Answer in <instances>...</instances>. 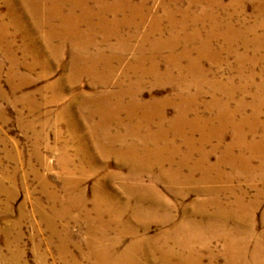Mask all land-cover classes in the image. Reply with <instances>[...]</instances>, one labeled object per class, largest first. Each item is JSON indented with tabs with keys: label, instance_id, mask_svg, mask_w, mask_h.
<instances>
[{
	"label": "rangeland",
	"instance_id": "obj_1",
	"mask_svg": "<svg viewBox=\"0 0 264 264\" xmlns=\"http://www.w3.org/2000/svg\"><path fill=\"white\" fill-rule=\"evenodd\" d=\"M100 1L61 0L63 17L74 20L61 24V18L47 9L52 7L49 0H0V264H98L90 245L111 248L115 255L131 248L135 250L131 255L154 256L142 264H169L159 257L174 250L180 253L176 240L191 244L186 255H202L203 264H209L212 254L215 264H260L264 261V171L252 172L250 179L239 178L230 165H225L221 167L225 174L222 172L217 183L214 175L204 177L201 172L192 178L190 168L200 158L196 153L186 167L175 171L184 164L187 149L171 122L178 109L190 102L191 111L201 120L214 121L217 108L225 102L231 111L243 106V115L237 114L236 120L251 116L257 101L255 88L264 82V46L256 54L253 46H243V41L245 32L249 39L264 36V18H260L262 26L256 34L247 32L258 19L257 6L264 1L219 0L212 12L207 0L191 9H187L188 0H151L145 4L149 16L137 31L102 26ZM102 1L109 6L115 0ZM209 1L214 6V0ZM142 3L128 0L126 4L140 7ZM169 3L177 5L175 13L190 11L187 27L177 31L180 43L173 42L169 22L163 16V6ZM86 8L91 10L90 17L85 15ZM205 8L211 15L215 13L218 28L211 26V18L203 25L193 23L192 18L204 13ZM239 9L243 10L240 15ZM106 17L110 22L115 20L112 13ZM124 18L123 14L118 16V20ZM155 19L162 28H156L150 39L153 44L145 43L142 38ZM210 31L214 32L212 37ZM224 33L229 37L239 34L240 41L226 42ZM125 42L127 49L121 54ZM85 46L90 48L81 49ZM115 47L123 59L112 61L115 74L109 79L111 86L102 82L93 86L91 78L76 73L83 68L87 52L113 56ZM139 59L146 67L155 66L160 76L150 72L142 79L135 74L131 66H141ZM191 64L194 66L189 68ZM98 68L101 70L102 64ZM183 84L192 88L179 94ZM132 85L138 87L140 103L162 104L164 124L138 126L145 110L139 107L133 122L129 123L123 112L121 125L108 123L109 140L100 143L91 128L98 126L99 135H103L104 125L98 112L92 110V116V108L83 107L85 102ZM230 85L247 87V93H236L229 100ZM125 102H130L129 97ZM260 110L258 132L249 141L263 138L264 106ZM213 125L219 123L214 121ZM182 132L200 147L198 128L184 125ZM233 138L229 132L223 141L232 144ZM158 145L166 171L148 167ZM204 148L210 152L212 144ZM220 151L212 152V165L219 160ZM235 153L239 151L235 149ZM134 162L144 169L136 170ZM260 165L261 160L252 161L253 168ZM224 175L234 180L227 182ZM176 179L192 181L175 186L168 182ZM69 195L81 202L73 210V218L60 219L54 212L64 207ZM238 199L249 212L244 219L216 221L203 217L205 213L215 214V200L234 212ZM158 200L169 208L167 212L156 203ZM98 202L106 213L102 218L94 210ZM166 214L173 215V220L165 221ZM201 242L209 243V247ZM227 243L232 251L226 249ZM174 263L175 257L170 264Z\"/></svg>",
	"mask_w": 264,
	"mask_h": 264
},
{
	"label": "bare ground",
	"instance_id": "obj_2",
	"mask_svg": "<svg viewBox=\"0 0 264 264\" xmlns=\"http://www.w3.org/2000/svg\"><path fill=\"white\" fill-rule=\"evenodd\" d=\"M50 1H51V4L49 6H52V7L47 8V9L51 11L54 17L61 18V24L62 23L64 24L66 22L68 23L70 22V20L74 22L73 19L68 20L63 17L62 8L64 6V3H62L61 0H49V2ZM149 1L151 0H143V3H142L143 6L139 7V6H131V4H126L128 3V0H115L109 6L101 0L100 3L98 4L99 11H100V8L103 11L102 12L103 15L101 14V17H100L101 18L100 22L102 26L104 27L106 25L107 26L111 25L114 29L120 28V27H131L137 31L142 27V25L145 23V21L147 20L149 16L147 12V8L145 6V4ZM172 1L175 3L181 0H172ZM187 2H188L187 9H191L192 7L198 8V7L203 6L205 3V1H202V0H188ZM207 3H208L207 7H209L213 12V8L214 10L217 8L219 0L213 1L214 6H212L209 0H207ZM79 4L80 3L75 4L74 8L79 6ZM175 6H172L171 3L163 6V10H164L163 16L166 17L169 22L168 27L171 30L170 31L171 36L174 38L173 42L177 41L178 43H180L181 36H180V33H178L177 31L178 29L184 30L187 27L188 21L191 20V17H189L190 11L187 9L183 10L182 13H175L173 9ZM206 8L204 10L205 11L204 13L195 15L192 18L193 23L195 25H201V24L203 25L205 24V21L207 20V18H211V26L213 28H218L220 25V23L218 22V18L215 16V13H213V15L208 13L207 11L208 8L207 9ZM258 9H259V12H258ZM125 10L129 11L128 15L124 14ZM90 12L91 10L86 8L85 10L86 17L91 16ZM257 12H258V19L255 22V24L251 26V28L247 27L248 33L256 34L257 28L258 27L260 28L262 26V22L260 18L262 19L264 18V2L262 3L261 6L259 7L257 6ZM107 13H112L115 20L110 22L106 17ZM242 13H243V10L239 9L238 14L240 15ZM121 14H123L125 18L118 20V16H120ZM178 16L180 18H178ZM49 17H51V15H49ZM77 21L78 19H75V22ZM161 24L162 23L160 21H157L156 19L153 20L151 25L149 26V31L142 38V41L145 43H150V39L155 34L154 32L156 28H162ZM53 28L54 27H52L51 30H53ZM53 33L54 31H50L51 36L54 35ZM213 34L214 32L210 31L211 37L213 36ZM245 34H246V38L243 41V46L249 47L251 44L253 46L254 52L256 54H259L260 50L264 46V36H260V37L254 36L252 39H249L248 38L249 35L246 32ZM224 35L225 33L222 34L224 40L231 44H235L240 41L239 34H235L231 37L228 36L229 34L225 36ZM197 36H198V31H197ZM150 44H153V43L151 42ZM126 45H128V42L123 43V45L121 46L122 47L120 49L121 54L125 52V50L127 49L125 47ZM85 48L89 49L90 46H87V47L85 46L84 48H81V49L85 50ZM156 48H158V46ZM116 49H117L116 47L113 49L114 50L113 56L109 54L107 56L103 54H97L93 56L87 52L83 68L81 67L78 69V67H76L78 69L76 73L80 71L82 72L81 75H85L91 78L93 80L92 82L94 83L93 86H97L100 82H102L104 86H111L109 85V79L115 74L112 61L113 59L117 61H120V59L121 60L123 59L121 54H120V58L117 56L119 53L116 54L117 53ZM143 55L144 54H142L141 56ZM90 58H91V61L89 60ZM139 60L142 64L141 66L139 67L137 66L139 63H136L135 65L131 66V70L135 72V74H138L139 76H141L142 79H143V76H147L150 72H153L155 77L160 76L159 75L160 72L157 70L155 66L153 67V65H151L150 67H146V64L144 63L143 59H139ZM99 64H102L101 70L99 68L97 69ZM193 66L194 64H191L189 68ZM190 87L192 88L191 85L183 84L182 90L179 94H185L186 91H189ZM230 88H231V91L227 90L228 96L230 94L229 100H231L236 93H239L242 95H245L247 93L246 92L247 87H234L230 85ZM132 89H135L136 91L133 92ZM255 90H256L255 98L257 101L254 102L253 104L255 106V108L253 109L254 112H252L251 116L244 115L240 121L236 120L237 114L243 115V112H244L243 106H241L240 104H238L240 106H238L235 111L229 110L228 109L229 103L226 104V102L225 104L221 105V107H218L216 110L217 115L214 119V121L219 123L218 126H215V125L211 126V124H213L214 121H211L208 119L201 120V118L198 116L196 111H191L192 109L191 102L189 103L190 105L184 106V108L182 109H178L177 115L171 123L173 125L174 133L178 136H181L184 139L183 144L184 146H186L187 150L183 157V159L185 160L184 164H179L178 166L176 165L177 168L175 169V171H178L186 167L188 161H190L194 157L195 153L198 154L200 158L190 168L189 174L191 175L192 178H194V174L196 172H201V174L204 177H210L214 175L215 179L213 181L217 183L218 181H220L219 179L223 177L224 172L221 171V167L225 165H230L237 172L239 178L245 177L247 179L248 177L250 179L252 178L251 177L252 172L258 171L262 173L264 171V133H263V138L260 142L248 140L249 137H254L257 134L258 129H259V118H260L259 114L261 111L260 108L264 106V82L260 83L257 86V88H255ZM126 97H129L130 99L129 103L125 102ZM161 106L162 104L157 103V102H153L149 104L140 103L138 87L137 86L135 87V85H132L127 90H122L121 88L119 92L118 91L113 92V94L111 95H106V96L100 95L97 97H91L85 102V105L83 107L85 109L91 107L92 109L90 110V114H92V110H95L96 112H98L99 117L101 119V124L104 125L102 129L103 135L101 134H100L101 136L99 135L98 130H97L98 126L91 128V134L94 136H98L100 140L99 142L103 143L105 142V140H109V131L107 127L108 123L115 121V123L121 125L123 122L120 119V116L123 112L127 113V117H128L127 119L129 120V123L133 122V119L137 118V113H139V110H140L139 107H143L145 110L143 111L144 114L142 112V116L140 117L141 121L137 122L138 126H141V124L143 126L151 125L154 122H156L159 126H162L165 121V116H164V111L161 108ZM190 113L194 114V118L190 119L189 117ZM198 123H202V125L199 126ZM180 124H183V125H180ZM184 125L192 129L198 128V131L201 132L202 138L200 141V147L195 146L196 143L194 142L193 138H190L188 140L185 138V135L182 132V126ZM229 132H232V135L234 137L233 143L226 145L225 142L223 141V138ZM213 140H216L215 145H213ZM211 144H212V149L209 152L204 147L207 145H211ZM159 148L160 146L158 145L157 148L152 152L151 160L149 161L148 167L149 169H153V167H155V168H160L162 171H166L165 161L161 162L160 160V157L162 156L160 155L161 149ZM235 149L239 151L238 154L235 153ZM218 151H220L219 152L220 158L214 165H212L210 163L211 154L212 152L217 153ZM246 153L247 154L249 153V155H247ZM152 155H155L156 157H152ZM256 159L257 160L259 159V161L261 160V165L259 166V168H253L252 166V161ZM134 163H137L136 170L144 169V167H142V164L138 162H134ZM260 173H259V176H261ZM224 177L227 180V182H232L234 180V178L231 177L230 175H226V176L224 175ZM186 181L188 183L192 181V179L190 180L176 179L173 181L168 180V182L174 186L179 182L184 184V182ZM52 197L55 198L54 199L55 201H57V197L51 195V198ZM82 199H83V196H82ZM98 201H101V200L99 199ZM80 202L81 200L79 198L78 200H76L75 196L69 195L68 198L65 200L64 207H62V209L58 211H55L54 215H57V217L60 219L73 218L72 216L73 210L77 208ZM149 203L151 202L149 201ZM156 203L162 205L163 210L167 212L168 207L165 206L164 203L160 202V200H158V202ZM213 203L217 208V211L215 212V214L205 213L203 217H209L216 221L217 220L229 221L230 219L236 220L241 217H243L244 219L249 214L248 209L243 205V201L239 199L236 202L235 208H233L234 212L232 211L229 212L225 208H222L219 202L216 200ZM101 206L102 205L98 202L94 210H95L96 215L102 218V216H104L106 213H105L104 207H101ZM78 208L80 209L81 207H78ZM238 212H240L241 215H239ZM173 217H174L173 215L166 214L163 217V219H165V221H171L173 220ZM85 219L89 220V217L86 216ZM201 244H204L206 247H209V243L207 242H201L200 245ZM176 246L178 250H180V253L177 251L179 254L174 253L175 252L174 250L173 254L172 252L164 253L163 255H161V257H159V259H161L162 262L169 263V264L171 263V260L173 259V257H175L176 259V263L174 264H203L202 255H196V257H194V255H192L191 253H189L191 255H186V252H189L190 251L189 249H191V244H187L185 243V241L176 240ZM226 246H227L226 247L227 249L230 247V244L227 243ZM231 248L232 247H230L229 249L231 250ZM90 249H91V253L97 258L98 264H142L145 260H149L151 258L154 259V256L149 255V254L145 255V254L138 253L136 255H131V253L135 251V250H131V248L127 252L125 253L123 252L120 255L112 254V249L108 247H104V246L96 247L94 245H90ZM182 250L183 252H181ZM230 250L228 251L229 254H227L229 256L231 253ZM208 257L210 258L209 264H215L214 263L215 259H214L213 254L209 255ZM260 264H264V261L260 262Z\"/></svg>",
	"mask_w": 264,
	"mask_h": 264
}]
</instances>
